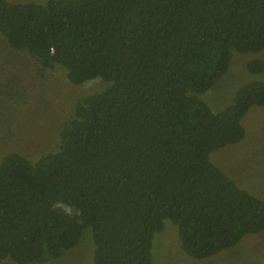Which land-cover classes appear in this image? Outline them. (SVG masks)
I'll return each mask as SVG.
<instances>
[{
    "label": "trees",
    "instance_id": "trees-1",
    "mask_svg": "<svg viewBox=\"0 0 264 264\" xmlns=\"http://www.w3.org/2000/svg\"><path fill=\"white\" fill-rule=\"evenodd\" d=\"M0 33L42 68H66L73 86L107 84L78 99L56 152L0 161V264L56 260L88 229L94 264H154L167 220L197 260L264 233V199L210 159L245 139L264 82L219 113L200 98L233 50L264 51V0H0ZM248 71L264 73V61ZM56 201L81 214L53 210Z\"/></svg>",
    "mask_w": 264,
    "mask_h": 264
},
{
    "label": "rangeland",
    "instance_id": "rangeland-1",
    "mask_svg": "<svg viewBox=\"0 0 264 264\" xmlns=\"http://www.w3.org/2000/svg\"><path fill=\"white\" fill-rule=\"evenodd\" d=\"M11 3L46 0H7ZM264 61V51L242 54L232 51L228 73L200 96L214 113L232 104L237 91L253 82H264V73L251 74L248 64ZM107 88L102 79L73 86L68 70L61 65L44 69L26 50L10 47L0 33V161L9 153H20L32 161L56 152L62 129L71 117L78 99ZM245 139L217 150L211 161L244 190L264 199V108L252 107L243 119ZM92 230H86L78 245L60 258L42 264H94ZM154 264H264V233L246 236L235 248L213 258L197 260L181 248L178 227L170 220L154 237ZM3 264H16L11 260Z\"/></svg>",
    "mask_w": 264,
    "mask_h": 264
},
{
    "label": "clouds",
    "instance_id": "clouds-1",
    "mask_svg": "<svg viewBox=\"0 0 264 264\" xmlns=\"http://www.w3.org/2000/svg\"><path fill=\"white\" fill-rule=\"evenodd\" d=\"M53 210L59 211L63 213V215L68 217L78 216L80 215V210L76 208L74 205L69 203H65L63 201H56L52 205Z\"/></svg>",
    "mask_w": 264,
    "mask_h": 264
}]
</instances>
